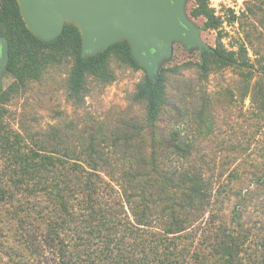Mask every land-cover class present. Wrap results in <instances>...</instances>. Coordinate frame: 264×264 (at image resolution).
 Returning a JSON list of instances; mask_svg holds the SVG:
<instances>
[{
    "label": "rangeland",
    "instance_id": "374dc122",
    "mask_svg": "<svg viewBox=\"0 0 264 264\" xmlns=\"http://www.w3.org/2000/svg\"><path fill=\"white\" fill-rule=\"evenodd\" d=\"M215 2L218 11L210 0L209 6L221 18L219 30L191 15L196 0H186L187 18L202 29L204 42L238 52L249 66H213L204 74L202 53L173 43L160 67L164 105L153 127L147 103L137 97L145 70L118 63L113 81L89 76L79 100L69 93L73 60L66 59L2 102L0 264L59 263L44 217L55 206L63 213L64 198L76 205V180L85 172L108 184L102 192L106 208L126 212L130 221L132 210L142 212L148 229L164 234L171 223L168 207L176 208L185 192L177 177L170 190H162L164 167L199 176L212 196L180 216L196 257L218 261L214 247L221 231L236 227L246 264H264V0ZM13 83L6 74L0 79L5 91ZM173 137L190 146L186 158L167 147Z\"/></svg>",
    "mask_w": 264,
    "mask_h": 264
},
{
    "label": "trees",
    "instance_id": "16d2710c",
    "mask_svg": "<svg viewBox=\"0 0 264 264\" xmlns=\"http://www.w3.org/2000/svg\"><path fill=\"white\" fill-rule=\"evenodd\" d=\"M0 2V32L9 44L6 75L14 79L8 91L3 90L0 84V118L3 113L1 104L12 92L29 80H39L47 66L62 64L66 59L73 60L69 93L78 100L86 89L89 76L105 82L115 79L114 63L144 70L132 57L126 42L115 44L96 56L84 58L83 38L78 26L67 24L56 40L44 42L28 29L17 0ZM191 15L205 18L207 29L219 30L221 27V18L210 8L209 0H196ZM240 52L246 53L247 50L242 48ZM237 54L219 44L214 53L204 51L201 54L199 68L204 74L210 72L213 66L218 69H247V59L242 56L239 58ZM165 82L164 69L156 83L151 81L146 72L144 81L138 87L137 97L147 103V123L152 127L158 121L164 105ZM167 147L171 153L183 158L191 152L190 146L176 137L170 140ZM152 168L156 169L157 166L153 165ZM160 169L159 176L165 185L162 190H170L173 185L171 182L177 177L185 191L176 208L168 207L171 223L164 234L148 229L149 218L142 212L132 210L133 220L130 221L126 212H112L106 208L102 202L105 198L102 192L109 188L106 181L98 175L86 172L80 174L75 190L76 193L79 190L75 200L77 206L71 204L69 197L64 198L60 204L63 213L55 206L44 217L50 223L48 245L56 250L58 264H246L241 256L242 247L238 242L236 227L221 231L219 242L214 247V252L221 256L218 261L211 263L200 260L195 252H191L187 243L189 235L183 225L186 219L181 220L180 216L188 214L193 207L209 203L212 196L199 176L185 170L178 172L173 167L170 171H166L165 167ZM163 174H169L173 180H166ZM133 184L137 190L138 181L134 180ZM140 187L143 190L147 188L142 183ZM128 197L133 198V195ZM119 207L122 209L123 205L119 204Z\"/></svg>",
    "mask_w": 264,
    "mask_h": 264
},
{
    "label": "water",
    "instance_id": "95a60500",
    "mask_svg": "<svg viewBox=\"0 0 264 264\" xmlns=\"http://www.w3.org/2000/svg\"><path fill=\"white\" fill-rule=\"evenodd\" d=\"M28 29L40 40H56L67 24L79 27L84 58L128 43L134 60L156 83L173 43L203 53L215 49L204 42L186 16V0H17ZM9 63V44L0 32V79Z\"/></svg>",
    "mask_w": 264,
    "mask_h": 264
},
{
    "label": "built area",
    "instance_id": "2783aa9c",
    "mask_svg": "<svg viewBox=\"0 0 264 264\" xmlns=\"http://www.w3.org/2000/svg\"><path fill=\"white\" fill-rule=\"evenodd\" d=\"M211 1V7L212 8H214V9H216V11H218L219 10V4H217V2H215V0H210ZM220 1H222V0H220ZM222 3V2H221ZM232 7V9H235V10H237V8L235 7V6H231ZM238 11V10H237ZM218 15V14H217Z\"/></svg>",
    "mask_w": 264,
    "mask_h": 264
}]
</instances>
